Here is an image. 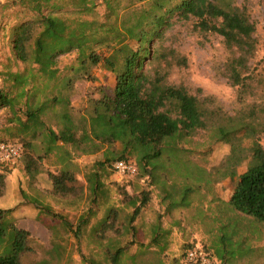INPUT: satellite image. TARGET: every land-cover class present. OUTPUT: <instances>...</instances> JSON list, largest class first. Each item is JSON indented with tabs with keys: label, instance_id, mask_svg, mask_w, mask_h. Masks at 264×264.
I'll list each match as a JSON object with an SVG mask.
<instances>
[{
	"label": "trees",
	"instance_id": "16d2710c",
	"mask_svg": "<svg viewBox=\"0 0 264 264\" xmlns=\"http://www.w3.org/2000/svg\"><path fill=\"white\" fill-rule=\"evenodd\" d=\"M100 1H14L29 15L19 17L10 31L15 60L26 67L4 73L0 80V111H10V121H17L19 131L30 136V140L22 139L25 145L38 154L36 158L33 154L26 156L27 173H42L40 163L53 155L59 169L47 174L54 193L76 194L79 166L75 157L105 150V159L95 162L86 176L92 201L96 202L106 195L102 177L109 176L108 169L116 161L133 157L141 175L158 184L161 172L175 169L172 164L181 161L188 151L182 143L201 130L209 131L211 141L231 148L219 170L221 179L235 177L237 166L248 161L228 203L233 211L264 221V149L259 142L264 132V107L253 105L247 112L229 116L209 108L206 98L190 94L184 86L169 84L164 71L174 60L178 65H187L185 59H175L174 51L166 50V30L174 21L194 20L195 29L219 34L234 52L227 72L240 95L249 93L253 84L264 89V68L262 72L251 70L258 39L247 6H239L236 0ZM71 52L76 53V65L70 66L69 74L61 75L59 58ZM98 67L112 73L116 83L96 101L90 129L84 128L78 134L77 129L68 126L57 132L44 117L59 103L64 89L77 80L95 81L94 70ZM117 143L122 146L120 152L113 150ZM141 201L145 204L148 195L143 194ZM140 207L135 208L132 222ZM40 208L53 214L49 207ZM10 212L0 208V264H21L30 234L12 220L6 225ZM93 215L94 211L88 209L80 217L77 233ZM160 231H154L157 240L163 233ZM125 249H114L111 264L119 263Z\"/></svg>",
	"mask_w": 264,
	"mask_h": 264
},
{
	"label": "rangeland",
	"instance_id": "374dc122",
	"mask_svg": "<svg viewBox=\"0 0 264 264\" xmlns=\"http://www.w3.org/2000/svg\"><path fill=\"white\" fill-rule=\"evenodd\" d=\"M14 1L0 0V80L8 70L16 72L26 67L15 60L10 31L19 17L29 15ZM236 3L247 6L257 26L258 52L251 61V70L262 72L264 3L260 0H236ZM194 26V20L174 21L166 30V50L174 51L175 59H185L187 64L178 65L174 60L164 70L167 82L184 86L200 99L206 98L209 108L229 116L247 112L253 105L264 107L262 87L253 84L249 93L240 95L238 87L231 85L227 66L234 52L223 37ZM73 65H76L75 52L60 56L57 68L61 75H66ZM94 74L95 81L77 80L71 88L64 89L59 103L44 117L57 132L68 126L77 129L78 134L84 128L90 129L96 101L116 83L115 76L102 68H95ZM11 116L8 109L0 111V142L18 143L22 151L16 159L0 160L3 176L0 203L11 209L6 225L11 220L17 223L13 215L17 211L23 221H36L43 233L28 231V249L22 253L21 264H111L110 255L118 246L126 247L118 264H179L183 252L194 245L209 250L216 264H264V221L235 212L228 203L248 161L237 166L235 177L221 179L219 170L231 148L226 143L211 141L209 131L201 130L182 143L188 151L180 157L181 161L172 164L175 169L161 172L158 184H153L149 176H142L139 168L134 175L108 169L109 176L102 177L106 195L93 202L86 176L95 162L105 159V150L75 157L79 166L76 194L54 193L47 171H58L56 159L53 155L44 158L39 165L43 172L28 174L26 156L33 154L36 158L38 154L25 145L22 139L30 140V136L19 131L17 121H10ZM22 119L25 120L24 115ZM35 142L41 147L39 139ZM259 142L264 149V132ZM121 148L117 143L113 150L120 152ZM129 159L136 162L133 157ZM143 194L148 195L145 204L141 201ZM40 206L49 207L53 214ZM137 206H141L140 213L132 222ZM88 209L94 215L77 233L80 217ZM108 214L111 217L106 218ZM157 228L163 232L158 240L154 238Z\"/></svg>",
	"mask_w": 264,
	"mask_h": 264
},
{
	"label": "built area",
	"instance_id": "2783aa9c",
	"mask_svg": "<svg viewBox=\"0 0 264 264\" xmlns=\"http://www.w3.org/2000/svg\"><path fill=\"white\" fill-rule=\"evenodd\" d=\"M22 145L18 143L0 142V160L10 161L20 156ZM115 171L122 174L134 175L138 165L130 159L118 160L113 164ZM179 264H216L212 254L205 247L198 245L187 248L180 256Z\"/></svg>",
	"mask_w": 264,
	"mask_h": 264
},
{
	"label": "crops",
	"instance_id": "0c3cea01",
	"mask_svg": "<svg viewBox=\"0 0 264 264\" xmlns=\"http://www.w3.org/2000/svg\"><path fill=\"white\" fill-rule=\"evenodd\" d=\"M0 208L1 209H8V208H5L1 203H0ZM24 209H26V208H24ZM13 215H14V219H16V222H17L16 225L19 228L25 229V230L31 232L32 234H34V231L38 232L39 234H43L40 226L36 225L37 224L36 221H34L32 219H28L26 221H23L24 219H22L21 214H19V212H17V211L14 212ZM40 239H43V238L40 237Z\"/></svg>",
	"mask_w": 264,
	"mask_h": 264
}]
</instances>
